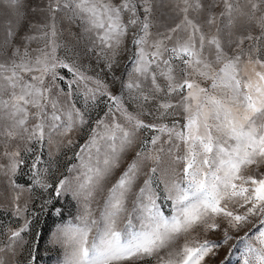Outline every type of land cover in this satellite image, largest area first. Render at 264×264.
<instances>
[{
	"label": "snow or ice",
	"instance_id": "obj_1",
	"mask_svg": "<svg viewBox=\"0 0 264 264\" xmlns=\"http://www.w3.org/2000/svg\"><path fill=\"white\" fill-rule=\"evenodd\" d=\"M0 198V264H264V0H0Z\"/></svg>",
	"mask_w": 264,
	"mask_h": 264
},
{
	"label": "rangeland",
	"instance_id": "obj_2",
	"mask_svg": "<svg viewBox=\"0 0 264 264\" xmlns=\"http://www.w3.org/2000/svg\"><path fill=\"white\" fill-rule=\"evenodd\" d=\"M21 183L24 182V179L18 178ZM2 198H0V203H2ZM64 219H68V216L65 215ZM11 221L10 212L4 207H0V222L3 224H7ZM15 223L14 221H12ZM62 223L60 218L57 217H50V216H43L42 223L39 226L42 233L43 239L41 240V253H42V264H57L58 257L60 256V249H52L49 248L48 251H45V247L47 246V241L50 234L54 231L58 224ZM218 238V237H214ZM224 255V252H221V257ZM211 264V261H210Z\"/></svg>",
	"mask_w": 264,
	"mask_h": 264
}]
</instances>
